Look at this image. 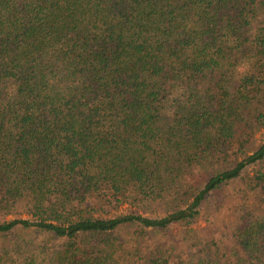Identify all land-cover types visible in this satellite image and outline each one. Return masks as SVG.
I'll return each instance as SVG.
<instances>
[{
  "label": "trees",
  "instance_id": "16d2710c",
  "mask_svg": "<svg viewBox=\"0 0 264 264\" xmlns=\"http://www.w3.org/2000/svg\"><path fill=\"white\" fill-rule=\"evenodd\" d=\"M263 133L264 0H0V264H264Z\"/></svg>",
  "mask_w": 264,
  "mask_h": 264
},
{
  "label": "rangeland",
  "instance_id": "374dc122",
  "mask_svg": "<svg viewBox=\"0 0 264 264\" xmlns=\"http://www.w3.org/2000/svg\"><path fill=\"white\" fill-rule=\"evenodd\" d=\"M258 139L261 141L264 139V133L258 135ZM125 209V208H124ZM13 219V217H10V220ZM228 225H230V220H229V215L227 214V211L222 213H219L217 215H215L212 219H210L209 223H205L203 222L202 227L205 229H207V232H209L208 234L220 231V233H223L224 235L227 234V229L226 227H228ZM224 240H226L224 238Z\"/></svg>",
  "mask_w": 264,
  "mask_h": 264
}]
</instances>
